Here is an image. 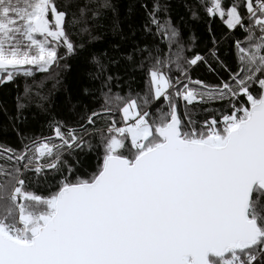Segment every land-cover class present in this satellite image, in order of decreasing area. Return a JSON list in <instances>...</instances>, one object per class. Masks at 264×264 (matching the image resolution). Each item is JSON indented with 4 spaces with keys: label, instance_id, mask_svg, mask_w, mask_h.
Returning a JSON list of instances; mask_svg holds the SVG:
<instances>
[{
    "label": "snow or ice",
    "instance_id": "6c2138e0",
    "mask_svg": "<svg viewBox=\"0 0 264 264\" xmlns=\"http://www.w3.org/2000/svg\"><path fill=\"white\" fill-rule=\"evenodd\" d=\"M0 136V264H264V0H0Z\"/></svg>",
    "mask_w": 264,
    "mask_h": 264
},
{
    "label": "trees",
    "instance_id": "16d2710c",
    "mask_svg": "<svg viewBox=\"0 0 264 264\" xmlns=\"http://www.w3.org/2000/svg\"><path fill=\"white\" fill-rule=\"evenodd\" d=\"M195 30H196V34L199 37V40L197 41L198 46H202L203 41L205 39H207V33L205 30V26L203 24H199L195 26ZM203 54V53H202ZM75 69L70 71L68 73V77L66 80V83L69 87L70 90H74L75 88H77L79 85L77 84V81L75 79ZM204 73L205 75H207L209 78H211V74L206 73V70L203 68V66H201L199 69L196 70V72L193 73L194 78H196L199 74ZM55 99L57 101V103L63 102L66 97L64 95L63 92H58L56 93ZM8 139H14L9 137ZM5 137L0 136V142L4 141Z\"/></svg>",
    "mask_w": 264,
    "mask_h": 264
}]
</instances>
